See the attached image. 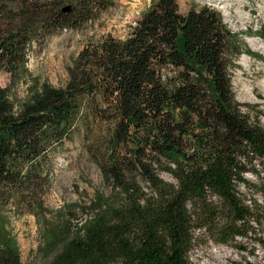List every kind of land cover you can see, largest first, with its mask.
Masks as SVG:
<instances>
[{"label": "trees", "instance_id": "obj_1", "mask_svg": "<svg viewBox=\"0 0 264 264\" xmlns=\"http://www.w3.org/2000/svg\"><path fill=\"white\" fill-rule=\"evenodd\" d=\"M116 2L0 0V69L26 80L34 45L83 33ZM233 38L211 5L182 12L178 0H152L124 37L88 36L65 85L33 76L24 98L0 85V264H21L5 207L43 208L53 154L77 123L121 196L97 194L75 234L67 220L45 228L49 264H191L196 231L227 243L262 227L264 192L248 203L239 187L264 165V127L235 98Z\"/></svg>", "mask_w": 264, "mask_h": 264}, {"label": "rangeland", "instance_id": "obj_2", "mask_svg": "<svg viewBox=\"0 0 264 264\" xmlns=\"http://www.w3.org/2000/svg\"><path fill=\"white\" fill-rule=\"evenodd\" d=\"M151 3L152 0H117L115 6L104 11L83 33L63 30L49 37L40 51L34 45L28 61L31 77L37 76L55 86L65 85L68 67L88 36L124 37ZM178 3L182 12L208 4L222 14L224 23L234 35L226 56L230 60L228 72L235 98L242 104L243 111L264 127V49L254 50L248 42L251 37L264 41V0H178ZM31 77L13 84L10 73L0 69V85L10 87L15 98L26 96ZM86 133L83 125L77 123L72 137L53 154L54 170L50 189L43 197V208L22 212V204L10 203L4 209L9 229L19 245L21 264H49L53 260L57 251L45 249L42 236L50 224L67 220L71 224V234H75L77 228L96 213L93 206L97 194L113 199L121 196L104 179L101 168L91 157ZM160 176L176 184L169 173L163 171ZM245 177L250 188L239 187L245 200L248 203L254 199L262 200L264 165L257 164L255 171L247 172ZM141 184L147 197L155 195L148 182L141 181ZM189 254L191 264H264V225H255V230L248 236L227 243L219 241L210 232L198 230Z\"/></svg>", "mask_w": 264, "mask_h": 264}, {"label": "bare ground", "instance_id": "obj_3", "mask_svg": "<svg viewBox=\"0 0 264 264\" xmlns=\"http://www.w3.org/2000/svg\"><path fill=\"white\" fill-rule=\"evenodd\" d=\"M248 42L254 50H258L260 48L264 49V41H262L259 37H251L248 39ZM262 86L264 87V84H262Z\"/></svg>", "mask_w": 264, "mask_h": 264}, {"label": "water", "instance_id": "obj_4", "mask_svg": "<svg viewBox=\"0 0 264 264\" xmlns=\"http://www.w3.org/2000/svg\"><path fill=\"white\" fill-rule=\"evenodd\" d=\"M70 9V5H67V6H65L64 7V10L66 11V10H69Z\"/></svg>", "mask_w": 264, "mask_h": 264}]
</instances>
